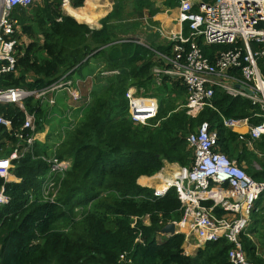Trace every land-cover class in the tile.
Wrapping results in <instances>:
<instances>
[{
  "label": "trees",
  "instance_id": "obj_1",
  "mask_svg": "<svg viewBox=\"0 0 264 264\" xmlns=\"http://www.w3.org/2000/svg\"><path fill=\"white\" fill-rule=\"evenodd\" d=\"M68 1L70 7H65L72 17L61 12L60 0H43L41 8H32L36 14L34 28L27 25L31 21L23 8L13 9L11 18L16 20L17 33L30 42L18 47L21 54L16 73L1 75L0 89L42 88L68 72L84 78L89 66L91 71L108 69L117 74L97 77L82 122L71 130L49 133L46 143H34L32 152L14 163L13 175L19 182L4 183L0 178V188L4 187L9 198L7 204L0 205V264H230L227 253L231 245L225 240L205 244L194 256L186 255L182 234L162 232L183 214L175 190L154 197L152 189L139 180L157 173L164 161L189 168L193 153L186 138L196 126L207 122L217 132V150L231 160L235 157L238 164L246 161L245 172L256 183L264 184V158L257 171L254 164L258 158L249 152L253 150L243 146L242 154L233 156L231 151L239 144L230 150L229 143L237 144L238 135L222 123L223 117L245 118L250 125H258L263 120L254 116L261 114L259 106L216 91L211 99L214 110L206 108L195 118L188 117L171 104V99H163L171 88L185 92V87L165 77L157 84L152 69L159 62L134 37L139 18H152L160 12L153 0L131 1V13L124 10L127 0H114L112 11L99 21V29L86 25L97 23L101 14L94 12L98 0ZM87 3L86 10L76 9ZM161 5L177 8L179 0H162ZM151 18L149 23L153 24ZM132 22L135 28L128 24ZM183 35H188L186 25ZM197 45L210 62L215 52L230 47L203 45L201 39ZM150 46L169 51V46ZM260 71L264 75L263 67ZM129 87L142 89L143 96L158 101L156 119L145 126L135 125L128 118L125 92ZM31 104L26 101V108L34 110ZM0 113L11 120L13 129L22 123L23 114L14 106H1ZM40 114L43 110H37ZM42 121L36 123L37 132ZM262 140L264 136L254 142L255 148ZM6 141L14 143L15 139L0 127V149L6 147ZM9 152H0V157ZM51 155L69 160L71 166L56 201L43 203L38 192L48 168L40 157ZM203 204L209 206L211 202ZM255 204L247 229L252 238L242 235L241 241L247 259L264 264L259 232L260 227L264 229V217L257 216L260 209L264 210V191ZM77 206H83L79 215L74 212ZM214 213L219 216L223 211L217 208Z\"/></svg>",
  "mask_w": 264,
  "mask_h": 264
},
{
  "label": "built area",
  "instance_id": "obj_2",
  "mask_svg": "<svg viewBox=\"0 0 264 264\" xmlns=\"http://www.w3.org/2000/svg\"><path fill=\"white\" fill-rule=\"evenodd\" d=\"M37 1L43 0H0V76L16 73V61L21 54L18 47L23 45L11 19L12 11L16 7L29 8ZM62 2L69 4L68 0ZM175 24L178 25L175 32L156 31L165 39V46H169L167 52L137 41L150 49L159 62V66L152 69L155 82L158 84L161 77H165L185 87L186 101L181 109L190 118H195L206 108L214 110L211 99L216 91L248 99L258 105L261 114L254 116L263 118L258 125H250L245 118H222L223 126L235 132L248 149H253L254 142L264 136V75L260 71L264 68V0H179ZM185 25L187 36L183 35ZM199 39L203 45L230 47L215 52L214 61L210 62L197 45ZM70 73L42 88L0 89V107L11 105L23 114L22 123L13 129L11 120L0 113V127L15 139L14 143L6 141L10 152L0 157V178L4 183L19 182L13 175L14 163L32 152L37 142L36 123L42 120L37 118V110H43L47 104L54 106L59 92L71 94L73 101L81 99L77 95L78 92L82 95V78ZM116 73L101 71L100 75ZM84 79L92 82L93 76ZM237 86L251 91L252 95ZM142 93V89L129 87L125 99L129 120L135 125L145 126L156 119L158 102ZM28 100L34 110L26 108ZM217 141V132L211 130L207 122L197 126L186 138L193 153L190 167L181 168L170 183L167 181L155 188L153 196L161 197L169 189L175 190L183 208L175 227L184 236V242L192 244L193 250L225 240L231 245L227 253L230 264H253L246 257L241 236H248L250 213L264 191V184L256 183L243 168L218 151ZM40 158L47 164L48 171L41 179L38 200L53 203L71 163L55 155ZM33 198L30 196V201ZM8 200L2 186L0 205L7 204ZM204 202L211 204L206 206ZM217 208L223 211L219 216L214 213ZM184 252L188 255L186 250Z\"/></svg>",
  "mask_w": 264,
  "mask_h": 264
},
{
  "label": "rangeland",
  "instance_id": "obj_3",
  "mask_svg": "<svg viewBox=\"0 0 264 264\" xmlns=\"http://www.w3.org/2000/svg\"><path fill=\"white\" fill-rule=\"evenodd\" d=\"M50 1H59V0H50ZM131 1L133 0H127L126 2V5H125V11L126 12H130L132 11V5H131ZM156 4V6H160V2L162 0H153ZM61 2V5H60V8H61V12L63 14H66L68 16H70L68 14V12L66 11V7L65 6H69L70 4H64L62 2V0H60ZM42 1H37L33 6L29 7V8H26V9H23L24 12H25V15L29 17V20L31 22H28L27 25L28 26H31L34 28L35 26V13L33 12L32 8L34 7H38L37 9L41 8L42 7ZM88 7V4L83 8L81 7L82 9H79V10H86ZM94 8V7H92ZM100 16H102V13L100 14ZM99 16V17H100ZM133 16V15H131ZM98 17V18H99ZM97 18V19H98ZM100 20V19H99ZM130 21H134V18H131L129 19ZM140 21L137 20V22L139 23L138 24V28L139 25H143L144 24V27H145V32L148 33V37L145 35L146 34H143V35H140V38H142L140 40V42L142 43H145V44H148V45H152L154 44L156 46V41L161 37L159 35V33H157L156 31L159 29H156L155 30V33L159 35V37H157L156 35H154V33L151 31L152 29H150L149 27H147L150 23H149V18L146 19V17L144 18H139ZM77 21V20H76ZM151 21H152V18H151ZM78 22V21H77ZM127 22H128V19H127ZM78 23H82V22H78ZM83 24H86V23H83ZM127 24V23H126ZM128 24H131V26H134L135 28V23L132 22V23H128ZM89 28H97L96 26L99 25V21L96 23V24H86ZM96 25V26H95ZM144 29V28H143ZM140 29H137L136 30V35L135 36H138V33H139ZM152 33L153 35L150 36ZM141 34V33H140ZM128 37V36H127ZM145 37V38H144ZM139 38V39H140ZM161 40V39H160ZM164 42V41H163ZM98 65H101L103 67V64H98ZM108 69L106 70H103V69H97L95 70L93 73H92V76H93V81L92 82H88L86 79L82 78V83L81 86H80V91L82 92V95L80 94V92H78V99L80 100H77V101H73L70 97H68L66 94L61 97V92L58 93L57 96H59L54 104L53 105H50V104H47V107H44L43 109V114H40V115H36L37 118L39 120L43 119L42 121V124L41 125V130L40 132H38L37 134V137L39 138L41 144H44L47 142V136L49 133L53 132L54 130H61V131H66V130H71L72 128L76 127L80 122H82L85 118H84V115H85V112L86 110L88 109V107L90 106V103H91V100H92V92H93V88H94V85H95V82H96V79L97 77L100 76V72L103 71V72H108L107 71ZM87 72V70H85V73ZM117 74V73H116ZM83 76H85V74L83 73ZM82 76V77H83ZM76 77V76H74ZM172 89H175L176 92L173 94V91ZM186 92L184 91H181L179 88H176V87H173L169 90V92L167 93V97L166 95L163 96V99L166 100L169 98L171 99V104L174 106V107H177L178 109H181V106L183 104H185V101H186ZM71 95V94H69ZM72 96V95H71ZM82 96V97H81ZM73 98V97H72ZM165 100V101H166ZM166 106H168V104H165ZM53 106V107H52ZM44 115V117H43ZM43 117V118H42ZM197 128V126L193 129V131ZM42 135V136H41ZM61 137V136H60ZM62 139V137H61ZM254 145V144H253ZM10 147L9 144H7V147H4L2 149V152L8 150V148ZM53 148H59L58 146L54 145ZM256 150H257V153H254L256 158H264V143H263V140L261 141L260 144H258V146H256ZM235 151H237L238 153H241L242 154V151L239 149V145L238 147L235 149ZM252 154V153H251ZM259 156V157H258ZM249 157V156H248ZM69 161V160H67ZM237 164V163H236ZM256 165H258L257 163H255ZM240 166V165H239ZM241 167V166H240ZM255 167V165H254ZM186 168V167H184ZM243 168V167H241ZM245 170V169H244ZM257 171L259 170V165H258V168L256 169ZM155 189V188H154ZM153 189V190H154ZM256 206V204H255ZM255 206H254V209H255ZM83 208V206H77L76 208H74V212L79 215L80 212H81V209ZM254 211V210H253ZM252 211V212H253ZM261 211V209L259 210ZM258 211V218L259 217V212ZM252 212L250 213V218H251V222H250V225L252 224ZM264 214V213H263ZM79 217V216H78ZM78 217L75 218V220L78 219ZM146 223V222H145ZM176 223V222H175ZM249 225V227H250ZM249 230V229H248ZM248 230L246 231V234H248ZM264 231V230H262ZM250 235V234H248ZM159 239V237H158ZM253 240H255V238H253ZM263 244H264V241H262ZM203 247V246H202ZM185 253V252H184ZM194 253H192V255H189V256H194ZM261 256L264 258V253H261Z\"/></svg>",
  "mask_w": 264,
  "mask_h": 264
},
{
  "label": "crops",
  "instance_id": "obj_4",
  "mask_svg": "<svg viewBox=\"0 0 264 264\" xmlns=\"http://www.w3.org/2000/svg\"><path fill=\"white\" fill-rule=\"evenodd\" d=\"M88 1V0H87ZM113 4H114V0H98V7L97 9L94 11L95 13H102V16H100L98 19H97V22L100 21L102 18H104L107 14H109L111 11H112V8H113ZM160 9V12H158L155 16L152 17V22L153 24H150L147 26L149 27L150 29H152L151 31L154 33V35H156L157 37H159L158 34L155 33V30L156 29H161L164 33H168V32H175L177 29H178V25L175 24V18L177 17V8H173V9H167L165 7H163L161 5V2H160V6H156ZM18 8V7H17ZM84 8V7H83ZM76 9H82V8H76ZM71 16V15H70ZM144 17H146V19L148 18H151V17H148L147 15H145ZM143 17V18H144ZM13 20V22H15L16 24V20L14 18H11ZM100 19V20H99ZM83 24V23H82ZM93 25V24H91ZM96 26V25H95ZM97 28H90V29H99L101 27V25L99 24L98 26H96ZM140 28L136 27L134 33L136 35V30L137 29H140L139 33H138V36H134L136 37L138 40H141L142 38H140V35H143V34H146L145 37L147 36L148 37V33L145 32V27H144V24L141 26L139 25ZM18 28V26H17ZM144 28V29H143ZM141 33V34H140ZM152 36L153 34L150 33ZM144 37V38H145ZM18 38L19 40L25 45V44H28L30 42L29 39L26 38V36H24L23 34L22 35H18ZM140 38V39H139ZM161 39V40H160ZM165 39L163 37H160L155 43H156V46L154 44H152V46L154 47H164L165 44L164 42ZM91 65V63H90ZM85 70H87V72L85 73ZM84 70V78L87 77V76H92V73L94 71H91V68L90 66L87 67L86 69ZM74 76H79L77 74H73ZM72 77V76H71ZM70 77V78H71ZM65 94L62 93L61 94V97H63ZM240 132H243L244 130H239ZM235 133V132H234ZM38 134V133H37ZM39 137V136H38ZM36 136V139H37V142L38 143H41L39 138ZM241 141L237 140V144L236 143H229V149H234L235 146L237 147V145L239 144V149L242 150L243 146H245V144H241L240 143ZM264 142V140H263ZM8 144V143H7ZM250 150V149H249ZM253 151H249V152H255L257 153V150L255 148V146L253 145V149H251ZM244 151V150H243ZM232 152V155L233 156H236L239 154L237 151H231ZM259 157V156H258ZM262 157H260L258 159V161H254L255 163H257L258 165L263 162L262 160ZM232 160L237 163V159L235 157L232 158ZM247 162L244 161L242 162L241 161V164H238L237 165H240L241 167H243V169H245L247 167ZM255 167L254 169L256 170L258 168V165L254 164ZM183 168L182 166H179L178 164H174V163H167V162H163V166L162 168L157 172L155 173L154 175L152 176H149V177H142L140 180H139V183L142 185V186H146L150 189H154V188H158L162 185L165 184V182L169 181V180H172L174 178V176L179 172V170ZM260 169V167H259ZM256 209V208H255ZM264 210L261 211L259 214L260 216L264 217ZM258 214V213H257ZM146 222V223H145ZM145 224H148V221L147 219H145L144 221ZM175 224V222H172ZM264 229H262V227H260V230L259 232L262 233V235L260 236V241H264V231H262ZM175 232L176 233H180V231L178 230L177 227H175ZM251 236V234L249 235V237ZM252 238V236H251ZM263 243V242H262ZM183 249L186 250L188 252V255H192L193 252H195V250L192 249V244L189 243H185L183 244ZM263 258V257H262Z\"/></svg>",
  "mask_w": 264,
  "mask_h": 264
},
{
  "label": "water",
  "instance_id": "obj_5",
  "mask_svg": "<svg viewBox=\"0 0 264 264\" xmlns=\"http://www.w3.org/2000/svg\"><path fill=\"white\" fill-rule=\"evenodd\" d=\"M70 6V5H69ZM72 17V16H71ZM239 89H241V90H244L246 93H248L249 95H252V92L251 91H249V90H247V89H245V88H243L242 86H237ZM174 223H170V224H168V225H166L163 229H162V232H164V233H169V234H179V233H176L175 231H174Z\"/></svg>",
  "mask_w": 264,
  "mask_h": 264
},
{
  "label": "bare ground",
  "instance_id": "obj_6",
  "mask_svg": "<svg viewBox=\"0 0 264 264\" xmlns=\"http://www.w3.org/2000/svg\"><path fill=\"white\" fill-rule=\"evenodd\" d=\"M88 3H89V2H88ZM88 3H87V4H88ZM66 7L69 8L70 6L67 5ZM72 9H73V8H72ZM41 136H42V135H41ZM170 181H171V180H169L168 183H170Z\"/></svg>",
  "mask_w": 264,
  "mask_h": 264
},
{
  "label": "clouds",
  "instance_id": "obj_7",
  "mask_svg": "<svg viewBox=\"0 0 264 264\" xmlns=\"http://www.w3.org/2000/svg\"><path fill=\"white\" fill-rule=\"evenodd\" d=\"M21 46H22V45H21ZM21 46H20V47H21ZM157 102H158V101H157ZM183 168H184V167H183ZM152 191H153V190H152ZM174 228H175V224H174ZM174 231H175V229H174ZM179 234H180V233H179Z\"/></svg>",
  "mask_w": 264,
  "mask_h": 264
}]
</instances>
